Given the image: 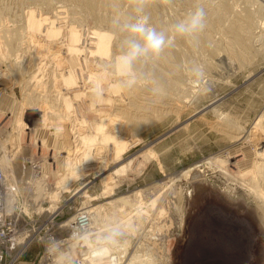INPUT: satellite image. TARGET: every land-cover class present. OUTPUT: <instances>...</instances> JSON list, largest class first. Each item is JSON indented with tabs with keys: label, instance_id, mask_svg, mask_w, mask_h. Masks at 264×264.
Instances as JSON below:
<instances>
[{
	"label": "rangeland",
	"instance_id": "rangeland-1",
	"mask_svg": "<svg viewBox=\"0 0 264 264\" xmlns=\"http://www.w3.org/2000/svg\"><path fill=\"white\" fill-rule=\"evenodd\" d=\"M42 1L43 0L41 1L35 0L34 2H27L26 0H0V2L2 3V4L0 3V10H1L0 12L3 13L4 15H7L8 17L4 16L3 14H1V16L3 15L2 18L6 19L3 20L5 21V23L9 28H13V26L15 28V25L17 24H18L17 27L21 26L22 24L21 20L22 22H24V20L26 19L24 15L27 16V13L30 12L31 9H33V11H37L36 12L37 14H40L41 11H42L41 13L45 12L44 13L45 15L49 13L47 14L48 16L50 15L52 16L56 12L54 10L59 9V7H60L59 10H63L65 8H66L65 10H68L69 12H71L72 10V7H70L66 3L64 4V2H60L59 0L58 1L48 0L50 1L51 4H53L51 8L46 6V4H44V1L42 3ZM194 1L195 0H173V2L171 3L169 2L168 5L167 3L164 4L167 5L164 6V8L166 9L168 7L169 9L171 8V10L174 9L172 11L175 12H177L176 10H178L177 13L178 14L180 13L181 15L179 14V17L181 16L182 18L183 16L186 15L187 11L193 9L196 6L203 7L206 10V13L208 12L207 14H209L210 13L209 9L211 8V6L217 5V3L221 0H213V1L205 0V2H203L204 0L203 1L199 0L200 3L197 0L195 4ZM262 1L263 0H261V2ZM233 2L235 3L233 4ZM233 2L232 4L234 5V9L236 8L235 12H238L237 14L233 12L232 13L234 14L233 17H235V15H237V17L238 15L243 17L244 14L246 15L248 9H250V11L252 10L253 12H256L259 9L258 3H256L253 0H235ZM65 5L67 7H65ZM172 6L174 8H172ZM2 7H5L6 9L8 8V10L6 12H3L2 10L5 8ZM68 7H70L71 10L67 9ZM168 8L166 9L167 11L166 15L167 13L169 14L170 12H172L171 10L170 12H168L169 11ZM78 13L75 15V17L78 15L76 17L78 19V22H75L77 20H74V24L77 23L76 27L78 29L79 27L80 29L81 27H84V30H82L83 28L81 30L79 29L80 31H82L84 37L85 36L87 37V35L90 36L89 35L91 32L90 30H92V27H94L96 24L94 25V22L89 19L80 20L78 17H80L81 15L80 13L79 14ZM173 13L174 12H172V15L171 14L169 15L170 18L166 17L167 18L166 20L164 18L165 22L167 20H170L172 17H174ZM70 14H69V20L73 17L72 14H71L72 17L70 16ZM255 14L256 15L254 18V32L253 34L246 33L245 35V38L248 35L246 39L248 40L250 39L249 40L250 42L252 41L251 46L256 47L253 48L254 54L256 56L253 55L254 58L249 60L251 61L250 65L246 63L245 64L246 67L245 66L242 67V64L239 62V60L232 59L233 57L229 51L230 49L227 50L224 49L225 47L223 46H226V44L229 45L228 43L230 40L228 39H231L232 34L228 33L226 30H219V29L217 30L215 28L210 29V27H208L209 25L207 22L206 23L207 26L204 31L205 32L209 31L207 32L209 33V35L212 34L211 41H213L209 45H211V47L212 46L215 47V45L216 47L220 46L219 47L220 52L218 51V54L216 55V57H214L215 59L209 55H206L209 54L207 51L206 54L202 55V56L206 55L205 56L206 58L203 57L205 59H201L202 56L199 54L200 57H198L197 56L198 54L196 53L190 55L193 56V58L189 56L188 59L187 57V61L190 59L194 60V62L197 65L202 66L205 71L207 70L206 72L204 71L205 73L204 77L197 78L193 76L191 72L185 71V76H187L185 77L186 78L185 82L188 84L187 87L188 86L190 87H188L189 90H187L185 94L183 93H182L183 95L180 94L181 99L180 101L178 100V102L177 100H175L176 101L175 102L173 100L168 101V99H160L161 97L159 98L158 96H156L155 98V94L153 95V93H147L149 91L147 89H144V92L140 95V98H137V99H141L142 97L140 101L138 100V102H140V104L143 107V109L141 110L142 114L140 116L146 115L145 117L143 116L144 120L142 119L145 123L149 119L150 120L146 124H144L145 127L147 126L146 128L143 126L140 129L139 133L136 132V136H135L136 138L132 137V140H134L135 144L136 143L137 144L136 145L133 144L132 147L130 146V149L127 150V152L122 157V159L124 158L123 160L121 159V161L117 162L118 164L115 163L111 165L110 171L108 172L114 173L115 169L117 170L123 164L127 163V161L129 162L131 159H134L133 163L131 164V166L129 167L126 173L124 174L122 173V175L120 174L121 176L119 174H116V176L114 175L113 180H111L112 181L111 184L112 185L114 184L113 186H115L116 184L115 193L110 197H105L102 195L103 192L105 191L104 189L105 184L101 183L103 176H100V173L97 170L91 169L87 172L86 176L83 175L84 177L81 176L78 179V181L74 182L69 191L63 193L61 199L57 203L56 206V208L58 207L57 209L56 208L51 209L53 203H51V199L47 196L46 198H44V200L42 199V201H39L41 206V210H39L38 209L39 204L34 202V200L32 199V195H34V193H38L39 191H42V193L44 191L52 192V190L56 187L55 186L56 184L54 182L58 180L56 179L57 177L55 176L59 173L57 175L59 177V175L64 172L63 170L64 164L62 165L61 160L62 158L64 159L65 157H67V152H68L67 147L73 146L69 144L66 147V145H64L65 143H63L62 139H59V137L57 136L58 133L57 132L55 133V131L63 133L65 129L67 131V129L70 130V128L72 127L71 125L69 126L67 125L68 128L67 126H64L63 128V126L60 125V122H57V120H55L57 122L56 123L53 119L51 120V118H49L52 123L47 125L48 128L45 132L49 134L45 136V138L47 139L48 137L47 141L50 140L51 145L49 141L47 142L48 144H46L47 146L44 147L42 146L41 141H35L36 139H31V136H29L30 135L29 129H24L23 131L16 130L15 127L14 128L12 127V123H10L5 116L2 115L1 117L0 114V132H1L0 158H2L5 155L7 156V154H8L7 157H9V159L12 158L11 159L13 163L12 169H13V173L15 174V179H16L15 181L17 183V186H15L16 188L15 191L16 190L17 191L16 192L14 191L12 194L13 196L17 195L15 198L17 199L18 197L19 202H17L15 199L16 208L15 211L13 212H15V217L19 221V224L21 226H26L27 229L29 230V235H31L29 237L30 238L29 245L26 248L25 253L19 258V260L15 264H52L53 261H59L58 264L60 263L74 264L75 262H79L82 258L81 255L83 253V250H85L86 248L85 246H87V243L84 240H81L78 246H76L78 248L73 246L71 247V244H74L77 240L81 239L82 230L79 225L75 224V221L72 222L71 224L72 228L71 226L66 225V223H68L69 220L74 218L78 212L85 211V207H87L86 204L88 203H90L88 204V206H90L91 208H95L98 205L100 206L105 202L106 203L109 202V200L121 198L124 196L129 197L132 194L139 191L143 193V196L146 198L145 201L149 200L150 202H153V204L149 205V209L151 211L149 212L150 215L147 217L148 219L147 230L152 229L151 228L152 226L156 227L155 229L153 228L154 233L153 236L150 237L149 244H151L152 246H146L144 248H147L149 252L155 254L153 256L154 257L157 256L159 258L160 264H264V225L262 224L261 219L257 215L258 209L255 205V202L253 201L254 198L251 195H248L247 192L243 190L239 185L237 184L235 185L234 181L232 182V180L226 178V176L223 175L220 171L218 172V170L215 167L207 165L208 168H206V165L203 164L204 161H206L208 158L213 157V154L214 156L226 157L227 155L229 156V153H231V151L233 152V150H235L237 147L239 148L242 145L240 144V142H236L235 140H232L231 138L227 137L230 132L224 130L223 128H225V126H222L223 123H219V121H217L219 120L217 119L219 117L215 113L214 107L215 108L217 107L219 108V110L226 113H230L231 115L239 118L238 119V122L240 124L239 126L244 127L245 131L252 129L254 121L256 120L254 118H257V116H259L264 110L263 109L264 80H262L264 79V52H263L264 51L263 49L264 48L263 47L264 46V12L263 13L256 12ZM15 15H17V17ZM206 17H208V15ZM14 18L17 19L15 20ZM9 19L13 22L15 21L14 22L15 24L14 23L10 24L12 22ZM17 21L20 22L21 24L18 23ZM224 23L226 25L228 24V22H224ZM80 24H82V26H80ZM250 36L252 38H250ZM86 37L84 39H86ZM223 39L226 41H224ZM41 41L42 43H44L43 38L41 39ZM28 47L31 50L33 49L34 52L33 50L31 52ZM28 47L27 49H24L23 52L22 51L18 52V53L22 52L21 54L24 55L22 56L20 54V56H22L20 60L22 59L21 61L24 62L25 60L27 61L30 60L33 62L35 61V57L33 56H35L34 53L36 50L30 45H28ZM257 49L259 54H257ZM25 53L26 54L28 53L27 57H25L26 56ZM194 57L198 58V60L196 59L195 61ZM210 57L212 58L215 64L214 67L211 68V71L209 68L208 70L204 66V61H203V60H207ZM15 58L16 56L12 57L11 61H15L16 60ZM91 58L93 59L94 57ZM37 60L39 61V59ZM27 61L25 64H27ZM46 61L48 65L46 67L48 69L45 68L47 72L45 71L46 77H44L43 79L44 84L48 82L47 74L54 67V62H51V59L47 58ZM48 63L52 66L50 67ZM186 68H188V64H186ZM83 71H84L83 74L85 75L82 74L83 76H81L80 75L81 73H79V76H81L80 86L82 87V90L85 89V87H88V85H90L88 82L89 81L88 80L89 74L87 73L88 71L87 72L85 70ZM86 74H88V76ZM82 78H84V81L85 78L87 80V82H84L85 86L83 85ZM146 82L147 80L145 79L141 84L145 85ZM49 83L51 84V86H49L50 84L47 85L49 86L46 88V91L48 90L47 92H49L51 89L53 90L56 89L53 87L52 82ZM81 87H79V89ZM188 91L190 92V94L188 93ZM51 93L52 96L50 92L49 93L44 92V96H41L42 99L40 97L41 100L39 98L36 99V97L33 100L36 99V101L39 100L41 102L42 101L44 102L45 98L47 97L46 102L47 101L51 102L54 99L53 97L54 94L53 92ZM16 94L19 100L23 98V93L19 88V86L16 87ZM149 95H152L154 97V100L152 97L149 98ZM143 96H146L147 98L146 97L143 98ZM148 98L151 99L152 103L154 102V104H152L151 100H149ZM144 101L145 102L148 101V102L144 103ZM50 102L47 103L49 104ZM79 102L82 104L83 101L80 100L77 102V104ZM155 104L156 105L158 104L157 106L159 107H155L156 106ZM165 104L166 105L168 104V106H165ZM173 104H174L173 107L175 108L177 107V105L178 107L182 106L181 108H178L180 109L179 110L181 115L180 120H178L176 113L171 112V109L172 110L175 109L172 108ZM182 104L186 106L184 107ZM50 105H55V104L50 103ZM56 105L58 104L56 103ZM144 106L146 107V109L147 107L151 106L150 107L151 111L149 110L150 108L146 110ZM56 108L57 107L52 108L50 110L51 111L50 115L52 114L53 111L55 112V110L53 109ZM161 108L167 110L168 112ZM183 108L185 112L183 111ZM154 109L155 111L157 109L158 110L155 112ZM160 110L162 114L160 113L156 114L160 112ZM169 110L171 113L169 112ZM175 110H177V108ZM56 111L58 112V110ZM32 112L33 110L31 111L26 110V112H24L23 114L24 123L30 128L38 127L39 124H42L41 121L43 119L41 115L32 114ZM165 112H167L168 115L167 118L160 119L159 117H157L158 115H163ZM85 113L87 114V116ZM147 114L150 117H152L151 114H153L154 118L153 117L150 118ZM82 115L86 116L87 120L90 121L95 120V115L90 111H84ZM120 116L121 115H119V117ZM119 117H114L115 121L111 123L117 126V124L122 122V120L124 122V118L122 119ZM146 117L147 118L149 117L148 120L146 119ZM117 118H119L121 121L119 119L117 120ZM195 120H197V122ZM53 121L55 122V125L56 124L58 125L55 126L53 124L54 123ZM188 121L190 125L188 124ZM152 122L153 123L155 122L156 124L153 125ZM220 122L222 121L220 120ZM51 124H53V126ZM80 125L77 126V128L80 129L85 128V127L81 128ZM185 125H187L188 127ZM207 125L208 126L211 125V128L212 125L213 127L217 125L218 128L216 126V128L214 127V129L216 130H214L213 128L210 129V126L208 127ZM49 126L51 127V129H53V131L52 130H50L51 132L49 131ZM55 128L57 130H55ZM220 128H222V130ZM16 131L19 132V134H16L17 133ZM220 131L222 132L226 131L225 132L226 134L225 133L223 134ZM232 131L235 132V130L231 129V133H230L231 135L233 134ZM13 132L15 134L14 138L10 136L11 134L13 135ZM215 133L216 135H214ZM52 138L53 139L56 138L54 139L55 143L54 141H52L53 140ZM5 139H7L6 141L9 142H6ZM3 142L5 143V145L6 144L7 145L5 146ZM34 142L37 143L34 144ZM62 145L65 146L66 148L63 149L64 147ZM109 147L110 146H108L107 148ZM150 147L153 149L152 150L153 152L155 151L157 153L156 154L154 152V155H157L158 157L153 155V157L149 161L146 160L144 162V160L139 156L142 152H145V149H151ZM105 149H102L103 153H101V155L108 157V153L110 151L109 149L108 151ZM73 150L74 149H72V151ZM137 157L139 158L137 159ZM138 162H141L140 164L142 165V167H140L141 165H139ZM43 163L45 164V166L43 165ZM200 163L203 164V166H201L200 169L204 171L203 173L205 174L204 177L205 182L202 183L204 187L196 189L193 186V179L192 177H190V173H188L187 170L190 167ZM230 168L231 170L234 171L232 167ZM108 172H106L105 175H108ZM114 180H116V182ZM39 182L42 184L43 187L41 186V184L39 185ZM37 184L39 187L41 186L42 189L37 188L36 187ZM86 185L88 186V189ZM34 187H36L37 190L36 188L34 189ZM82 187L83 190L80 193L76 194V192H74L77 191L78 188H82ZM84 187H86V190ZM84 190L87 192V195L88 194L90 195L89 198L83 195L85 192ZM225 191L229 194L233 192L232 193L233 197L235 199L242 200L243 202H236L231 200L226 195ZM157 197L159 199L157 204L155 205L154 198ZM83 202L86 204H84ZM83 204L85 205V207ZM161 212L162 214H160ZM90 226H91V221L87 226V230L90 234L92 233L95 234L96 230L93 232L90 231L89 230ZM99 227H101V225ZM142 233H146L144 228L140 233H138L139 235H136V238L134 237V239L132 240L131 243L132 249H136L137 247H139L140 245L139 243L141 241L139 240V238ZM127 238H129V235L127 236V233L125 232V235L121 239V242L125 241ZM53 239L56 242H59V245L61 244V247L62 246L63 247L61 248L59 246L58 248H53L51 246ZM144 240H146V238ZM65 247L66 248L70 247L71 249L68 248L66 252ZM58 249H64V250L59 251ZM63 253L66 254L64 255ZM59 257L61 258L63 257V258L61 259Z\"/></svg>",
	"mask_w": 264,
	"mask_h": 264
},
{
	"label": "bare ground",
	"instance_id": "bare-ground-1",
	"mask_svg": "<svg viewBox=\"0 0 264 264\" xmlns=\"http://www.w3.org/2000/svg\"><path fill=\"white\" fill-rule=\"evenodd\" d=\"M26 1L34 2L35 0H26ZM43 1H44V4H46V6H48L49 8H51V6L53 5L48 0H43ZM59 1L64 2V4L66 3L67 5L72 7V10L70 9V7L67 8V9H70L71 12H69L68 10H65L66 8L65 9L61 8L63 10H59L60 9L59 7V9L54 10L56 12L52 16L51 15L48 16L47 14L49 13L45 15L44 14L45 12L41 13L42 12L41 11L40 14H37L36 13L37 11H33V9H31V11L27 13V16L24 15L25 13L21 14V15H24L26 18L24 22H22L21 20L22 18L20 19L21 23L22 24L24 23V24L22 25L20 22L17 21L18 23L21 24V26L17 27L18 25L17 24L15 25V28L14 26L13 28H9L7 26V24L4 21L6 19L2 18L4 14L0 12V114H1V117L2 115L5 116L8 119V121L12 123V127L13 128L15 127L16 130L23 131L24 129H29L30 135L29 134L28 135L31 136V139H36L35 141H41L42 146L44 147L47 146L46 145L48 144L47 142L50 141V140L47 141L48 137L47 139L45 138V136L49 134V133H46L45 131L48 128L47 125L52 123L51 122L52 119L54 121L57 120V122H60V125L63 126V128L64 126H67V125L68 126L71 125L72 127V128L69 127L70 130L67 129V131L65 129L63 133L55 131V133L56 132L58 133L57 136L59 137V139H62L63 143H65L64 145H66V147L69 144L73 145L72 147H67L68 148L67 157H65L64 159L62 158L61 160L62 165L64 164L63 165L64 172L60 174L59 177L57 176L59 174L57 172L58 174L55 177H57L56 179L58 180L54 182L56 184L55 185L56 187L55 186H54L55 188L53 187L54 189L52 190V192H45L43 190L44 192L42 193V191H39V192L35 191L38 193H34V195H32V199L34 200V202L39 204V206H40L39 201H42V199L44 200V198L48 196L51 199V203H53L51 209L56 208L57 203L61 199L63 193H65L66 191H69L73 183L78 181V179L81 176L83 175L86 176L87 172L91 169L97 170L100 173V176H103L101 183L105 184V188H104L105 191L104 190H103L104 192L102 191L103 192L102 195L105 197H110L111 195H113L115 193L116 184L115 186H113L114 184L113 185L111 184L112 182L111 180H113V177L114 175L116 176V174L122 175V173L123 174L126 173L129 167L131 166V164L133 163L134 159H131L129 162L127 161V163L123 164L117 170L115 169L114 173H110L108 171H110V167L112 164H115L121 161L124 154L127 152V150L130 149V146L132 147V145L135 144L134 140H132V137L134 138L136 136V132L139 133L140 129L144 126V124H146L150 120V119L148 120V118L150 117L148 114L147 115L149 117L148 118L146 117V119L148 120L146 123L143 121L144 120L143 116L145 117L146 115L140 116L142 114L141 110L143 109V107L140 104V102H138V100L140 101L142 97L141 99H137V98H140V95L144 92V89H147L149 91L147 93H153V95L155 94V98L156 96H158L159 98L161 97L160 99H168V101L169 100H173V101L177 100V102L178 100L180 101L181 99L180 96L185 94L187 90H189L188 87H190V86L187 87L188 84L185 82V79H186L185 77H187L185 76V71H189V69L192 66L197 65L194 62V60L190 59L187 61V57L189 59V56L192 55L193 53L198 54L197 56L200 57V55L202 56L203 54H206V51H207L209 54H206V55H209L214 58L216 57V55L218 54V51L220 50L219 48L220 46L216 47V45L214 44L215 47L212 46L213 47L212 48L211 45H209L210 43L213 42L211 41L212 34L209 35V33H207L209 31H206V32L203 31L202 33H200L198 38L195 41H188L181 37H177L175 39L174 45L172 47L166 48L163 54L158 59L153 60L147 65L141 66L139 70L142 72V74H144L147 77L146 78L147 82L145 83V85H142L140 83L133 88L125 89L120 86V80L122 79V77L120 75L119 70L115 69L112 63L114 58L119 54V51H120V47H119L120 36L118 34L113 35V33L116 32V29L114 28L112 24L113 17L116 16L117 14L132 15L135 13L137 6L139 4H142L144 12H146L150 17V22L154 24L158 29L168 31L172 24H174L177 20L181 19V16L179 17L180 13L179 14L177 13L178 10H176L177 12H175V11H172L174 9L171 10V8L169 9L167 7L169 9L168 12H170V10L174 12L173 13L174 17H172L170 20H167L165 22L167 18H170L169 15L170 14L172 15V12H170L169 14L167 13V15L169 16L168 17L166 15L167 8L165 9L164 6H167L169 2L171 3L173 2V0H59ZM196 1L197 0L194 1V4ZM233 1L235 0H221L219 1L220 3L218 2L219 5L218 3L215 6L212 5L211 8L209 9L210 13L207 14L208 17H206L207 18L206 21L208 22V25H209L208 27H210V29L215 28L217 30L218 29L226 30L228 33L232 34V37L230 36L231 39H228L230 40L229 43L226 42L229 45L226 44L227 47L226 46H223V47H225L224 49L226 50L230 49L229 51L233 57L232 59L239 60V62L242 64V67H243L245 66L246 63L250 65L251 61L249 60L254 58L253 55L256 56L254 54V49H253L256 47L251 46L252 41L250 42L249 41L250 39L249 40L246 39L248 35L246 36V38H245V35L246 33L253 34L254 18L256 15L255 13L264 12V0L262 2L261 0H253L256 3H258L259 9L256 12H253L252 10L251 12L250 9H248V11L246 10L247 11L246 15L244 14L243 17H241L240 15H238V17L237 15L233 17L234 14L232 13L235 12V9H236V8L234 9L233 4L235 2ZM203 2H205V0ZM166 3L167 5H164ZM173 6L172 8H174ZM65 7L67 6L65 5ZM2 8H5V7H2ZM5 9H3L2 11L6 12L8 10V8L6 10ZM78 11L80 15L82 16L81 17L79 15L80 17L78 18L80 20L89 19L94 22V25L95 24L97 25V26L93 25L94 27H92V30L89 29L91 31L89 34L90 36L88 35L87 37L85 36L86 39H84L85 37L83 36L82 31H80L82 28H83L82 30H84V27H81V29L79 27L80 29L79 30L76 27L77 23L74 24V20H77L75 22H78V19L76 18L78 15L75 17ZM70 13L72 14L73 17L71 16ZM176 13L178 16L176 15ZM235 13L237 14L238 12H235ZM1 14L3 15L1 16ZM69 14L72 17L70 19L71 21L69 20ZM4 16H7V15H4ZM15 16L17 17V15ZM11 22L12 23L10 24H13L15 21L14 22L11 21ZM224 22H228V24L226 25ZM80 26H82V24H80ZM40 38L41 39L43 38L44 43H42ZM250 38L252 37L250 36ZM28 45L32 46L36 50L34 53L35 56H33L35 57V61L33 62L30 60L29 61L25 60V62L21 61L22 59L20 60V58L24 56L21 53L23 52L24 49H27ZM32 50L30 49L31 52ZM19 51H22V52L18 53ZM20 54L22 56H20ZM27 54L25 57H27ZM257 54H259L258 49H257ZM14 56H16L15 59L17 61L15 59H14L15 61H11L12 57ZM205 56H202L201 59H205L206 58ZM91 57H94V58L92 59ZM190 57L193 58V56H190ZM211 57L208 58L207 60H203L204 66L207 69L209 68L210 71H211V68H213L215 65ZM47 58L51 59V62H54V67L47 74L48 82L44 84L43 79L44 77H46L45 73L47 72L45 68H47L46 66H48L47 61H46ZM37 59H39V61ZM196 59L198 60V58H195V61ZM26 61H27V64H25ZM186 64H188V68H186ZM51 66L52 65H50V67ZM83 70H85L86 72L88 71L87 72L89 74L88 82L90 85H88V87H85V89L82 90V87L80 86V79H81V76L85 75L83 74L84 72ZM79 73H81L80 74L81 76H79ZM88 74L86 75L88 76ZM82 80H83V85L85 86L84 82H87V80L86 78H85V81H84V78H82ZM49 82H52L53 87L56 89L54 90L51 89L49 91L51 96H52L51 92H53L54 94L53 96L54 99L52 98L53 99L52 101L54 102L52 101L51 102L47 101V102H50L51 104H55V105H50V103L48 104L46 102L47 97L45 98L44 102L43 101L41 102L39 100L36 101L37 98L40 99L41 96H44V92L49 93L47 92L48 90L46 91V88L51 86ZM48 84L50 85L47 86ZM97 85L102 90L99 95H96L95 92L93 91V88ZM17 86H19V88L21 89L23 93V98L21 100L18 99L17 94H16ZM79 87L81 88L79 89ZM188 93L190 94L189 91ZM119 94H120V97H119ZM45 96H48V95H45ZM146 96H143V98H145ZM35 97L36 99L33 100ZM150 97H152L154 100V97L152 95H149V98ZM159 98H158V101H159ZM80 100L83 101L82 104L80 102L77 104V102ZM147 102L144 101V103H147ZM56 103L58 105H56ZM151 103H152V100H151ZM152 104H154V102ZM171 104H172V101H171ZM157 105L155 107H159ZM182 105L184 106V104ZM165 106H168V104L167 105L165 104ZM173 106L174 104L172 105V108H175ZM55 107H57L56 109H53L55 110V112L53 111L54 113L52 112V114L50 115V112H51L50 110ZM150 107H147L146 109V107L144 106L146 110H148V108ZM181 107H178L177 105L176 107L177 110H175L176 108L174 110L171 109V112L176 113L178 120H180V117H181L180 112H179L180 109L178 108H181ZM167 108H170V107H167ZM26 110L27 111L33 110L32 114L41 115L43 119L41 121L42 124H39L38 127H32V128L28 127L24 123V120H23V114L24 112H26ZM56 110H58V112ZM149 110L151 111V108ZM84 111L92 112L95 115V120L93 121L87 120L86 118L87 114L85 113L86 116L82 115ZM183 111H184V108H183ZM214 111L219 117L217 118L219 119L217 121H219V123H223L222 126H225V128H223L224 130L230 133H231V129L235 130V132L232 131L233 133L232 135L229 133L227 137L231 138L232 140H235L236 142H240V144L242 145L239 148L237 147L235 150H233V152L230 150L231 153H229V156L227 155L226 157L214 156L213 154V157H210V158L207 157L208 159L207 160L205 159L206 161H204L203 164L206 165V168H208L207 165L215 167L218 170V172L220 171L223 175L226 176V178L232 180V182L234 181L235 185L236 184L239 185L243 190L247 192L248 195H251L254 198L253 201L255 202V205L258 209L257 215L259 216V218L262 221V224L264 225V110L259 116H257V118H254L256 120L254 121L253 127L251 126L252 129L248 131H245L244 127L239 126L240 125L238 122L239 118L231 115L230 113L223 112L219 110V108L217 107L216 108L214 107ZM167 112H165L163 115H158L157 117H159L160 119L167 118L168 117ZM159 113L162 114L161 110L160 112L156 114H159ZM119 115L121 116L119 117ZM151 115L153 117V114ZM114 117H119L122 119L124 118V122L123 120L119 124H117L118 123L117 122L116 123L117 126H115L112 124L115 121ZM49 118H51V120ZM119 118H117V120ZM220 120L222 122H220ZM189 121H188V124L190 125ZM195 121L197 122V120ZM55 122L53 123L54 125H55ZM53 124L51 125L53 126ZM150 124H151V121H150ZM154 124L156 123L154 122L153 125ZM79 125L81 128L85 127L86 129L77 128V126ZM2 126H5V125H2ZM50 126H49V131L50 130L53 131V129H51L52 126L51 127ZM209 126H210V129L212 128L214 129V127L216 128L217 125L214 127L212 125V128H211V125ZM56 128L55 130H57ZM220 129L222 130V128ZM220 132L223 134L225 133L222 131ZM16 134H19V132H17ZM14 135L15 134L13 132V135L11 134L10 136L14 138ZM214 135H216V133ZM54 139L52 141H54ZM6 140L7 139H5V141ZM6 142H9V141H6ZM36 143L34 142V144ZM49 143L51 145V141ZM108 146L110 147L107 148ZM63 147H64L63 149L66 148L65 146ZM72 149L74 150L72 151ZM102 149H105L107 151L109 149L110 155L108 153V157L102 156L101 155V153H103ZM152 150H153L152 148L145 149V152H142L139 157L142 158L144 162L146 160L149 161L153 157L154 152H155V151L153 152ZM7 156L6 155L3 157L1 156L2 158H0V167L4 171V174L6 176V182H7L5 186L6 187L5 188L6 209L8 212H11V211L13 212L15 211V208H16V203H15L16 198L15 197L17 195L13 196L12 193L15 191L16 189L15 186H17V183L15 181L16 180L15 174L13 173V169H12V166H13V163L11 160L12 158L9 159V157ZM154 156H157V155H154ZM139 157H137V159ZM144 162H143V165H144ZM138 163L139 165H141L140 164L141 162H138ZM201 163L196 164L187 170V172L190 173V177H192L193 179V186L196 189L204 187L202 183L205 182L204 181L205 174L203 173L204 171L200 169V167L203 166V164ZM43 165L45 166L44 163ZM140 167H142V165ZM230 167H232L234 171L231 170ZM106 172H108V175H105ZM114 181L116 182V180ZM40 182H39V185L42 183ZM41 186L39 187L37 184L36 187L40 189ZM36 187H34V189ZM84 188L86 190V187ZM87 189H88V186H87ZM82 190H83V187L78 188V190L74 192H76L77 194V193H80ZM232 193L229 194L226 192V195L233 201L243 202L242 200L235 199ZM83 195H85L87 198L90 197L89 194H88L89 196L87 195L86 191L84 192ZM145 199L146 198L143 196V193L139 191V192L132 194L129 197L124 196L121 198L109 200V202L107 203L105 202L104 204L100 206L98 205L95 208H91L90 206H88V204L90 203L86 204L83 202L84 204L87 205V207H85V205L83 204L85 207V211L88 214L89 222L91 221V226L89 229L90 231L93 232L96 230L95 232H98V230L100 231L102 228H104L108 222L112 220H119L125 225L126 227L125 232L127 233V236L129 235V238H127L125 241L120 242L117 246H114L110 252L106 253L101 258L93 257L90 254V247L87 243V246H85L86 248L85 250H83V253L81 255L82 256L81 260L79 262H75L74 264H160L159 258L157 256L154 257L153 255L155 254H153L152 252H149L147 248H144L146 246H152L151 244H149L150 237L153 236V233H154L153 231L156 228L152 226L151 227L152 229L147 230V223H148L147 217L150 215L149 212L151 211L149 209V205L153 204V202H150L149 200L145 201ZM158 199H159L158 197L154 198L155 205L157 204ZM16 201L19 202L18 197ZM39 206H38V209L41 210V206L40 207ZM160 214H162V212ZM76 217L77 215L71 220H69L68 223H66V225H69L72 228L71 224L74 221H75V224L79 225V222ZM100 225L101 227H99ZM143 228L146 233H142L140 235L139 240L141 241L139 243L140 244L139 247H137L136 249H132L131 247L132 240L134 239V237L136 238V235H139L138 233H140L143 230ZM145 238L146 240H144ZM81 240L83 239L77 240L78 242L74 241L75 243L71 244V247L78 246ZM59 246L61 247V244ZM68 248L70 247H67L65 251ZM58 250L62 251L64 249H58ZM58 263L59 261H53L52 264H58Z\"/></svg>",
	"mask_w": 264,
	"mask_h": 264
},
{
	"label": "clouds",
	"instance_id": "clouds-1",
	"mask_svg": "<svg viewBox=\"0 0 264 264\" xmlns=\"http://www.w3.org/2000/svg\"><path fill=\"white\" fill-rule=\"evenodd\" d=\"M206 16L205 9L196 6L172 24L168 31L158 29L150 22V17L144 12L142 4L137 6L132 15L114 16L112 24L116 32L113 35L120 36V51L112 63L122 77L120 86L130 89L142 83L147 77L139 70L141 66L158 59L166 48L174 45L177 37L195 41L206 28ZM189 71L197 78H203L205 75L200 65L192 66ZM93 91L99 95L102 90L97 85ZM76 218L82 230L81 239L88 243L93 257H103L117 246L125 235L126 227L119 220H112L99 232L90 234L87 230L89 223L87 212H78ZM51 246L58 248L59 242L53 239Z\"/></svg>",
	"mask_w": 264,
	"mask_h": 264
},
{
	"label": "built area",
	"instance_id": "built-area-1",
	"mask_svg": "<svg viewBox=\"0 0 264 264\" xmlns=\"http://www.w3.org/2000/svg\"><path fill=\"white\" fill-rule=\"evenodd\" d=\"M5 186L6 176L0 167V264H15L25 253L31 235L26 226L19 224L15 213L7 211Z\"/></svg>",
	"mask_w": 264,
	"mask_h": 264
}]
</instances>
